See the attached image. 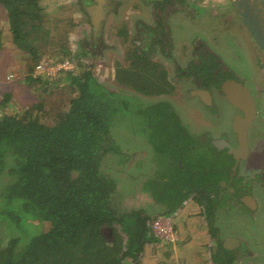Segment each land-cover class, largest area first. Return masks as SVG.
Listing matches in <instances>:
<instances>
[{
	"label": "trees",
	"instance_id": "1",
	"mask_svg": "<svg viewBox=\"0 0 264 264\" xmlns=\"http://www.w3.org/2000/svg\"><path fill=\"white\" fill-rule=\"evenodd\" d=\"M0 3L8 16L14 45L29 55L31 83L46 82L35 79L33 73L50 51L60 53V60L71 58L81 68L79 74L75 70L64 73L62 80L73 97L53 125L46 124L40 115L42 103L22 113L0 115V264H152L151 255L160 256V250L151 245L162 241L151 231L153 218L144 211L120 212L117 183L102 170L104 158L119 153L111 140L112 118L124 111V104L88 66L79 63L87 55L83 47L80 54L71 52L69 34L76 25L72 19L64 24L65 9L61 5L48 9L43 0ZM2 39L0 31V48ZM209 66L213 67L210 63L204 68ZM142 67L143 63L136 66L133 62L128 68H119L118 82L132 86L137 80L135 69ZM124 103L130 107L128 101ZM197 160L192 168L199 166L200 171L185 174L176 163L172 186L164 181L167 176L157 183L148 179L144 192L166 206L162 216H172L196 195L194 201L204 206V212L200 216L184 213L189 235L198 233L205 218L208 233L216 237L219 229L215 227L213 204L218 200L212 195L218 197V183L228 171L212 172L216 162L206 154L201 153ZM194 162L189 161L187 166L183 163V167L189 168ZM226 198L223 196V200ZM26 216L42 224L44 231L22 247L13 233ZM197 225V232H193ZM176 231L180 232L181 247L185 234L181 228ZM205 244L203 239L201 245ZM224 252L214 257L215 264L233 263L234 258Z\"/></svg>",
	"mask_w": 264,
	"mask_h": 264
},
{
	"label": "flooded vegetation",
	"instance_id": "2",
	"mask_svg": "<svg viewBox=\"0 0 264 264\" xmlns=\"http://www.w3.org/2000/svg\"><path fill=\"white\" fill-rule=\"evenodd\" d=\"M129 1L108 0L107 5H104L100 0H81L84 8L80 12V17L85 18L87 31L90 33L79 41L80 53L83 52V48L87 53L82 59L94 63H105L107 62L108 51L112 52L113 49H118V45L123 46L127 43L123 52L126 61L124 64L119 62L118 65L128 68L133 62L136 66L143 63L144 67L140 70L139 68L135 69L137 80L132 86L120 84L117 80V71L119 68L122 70L123 68H118L116 63L110 65L111 69L105 68L103 73L113 72L114 75L111 76L113 81L120 86L138 92L139 95L149 96L142 92L145 85H149L151 93L155 92L153 95L166 98L156 103H146V100L141 99L142 97H135L131 94V97L135 98L137 102L131 103L128 101L129 106L138 103L142 107L141 114L143 109L146 108L154 112L160 106L167 105L168 107V110L164 112L159 110L155 114L159 122L155 119L153 122L150 119L149 124L142 130V135H145V138H147L146 136H152L155 137L151 138L152 140L167 142L169 151L172 150V145L177 144L175 152L179 158L177 161H172L170 167L171 179L166 178L164 181L172 182L176 163L180 170L186 172L185 174L200 171L199 166L196 168H192V166L197 163L201 153L206 154L216 162V165L213 166L215 171L212 172L221 174L228 171V174H225L218 183L220 188L218 197L212 195L213 199L218 200L213 204L215 208V225L217 223L219 225L224 224L228 228L231 221L229 220L228 224L225 220L229 218L230 214H233L239 220L245 221L248 217L252 219L260 217L264 211V171L253 170L250 173L255 174L251 176H242L241 174L243 169L246 170V163L252 160L253 147L250 143V132L258 119L260 108L259 99L251 84L256 76H253L252 80L245 81L237 70L236 61L230 59L229 56L237 57L234 39L225 34L226 38L221 42V30L217 29L214 24L209 29H216L217 34L209 35L204 25L205 23H213V19L204 14L208 7L196 4L195 0H138L141 1L140 5L137 0H133V3ZM232 6L233 4L229 6L228 10ZM228 13L229 18H232L230 11ZM206 17L210 18L208 22H205ZM81 20L83 21V19ZM234 23H236L235 20L232 21V24ZM178 26H181V29H178ZM87 36L90 37L89 40ZM110 36L112 40L116 38L119 44H109L107 38ZM222 44H227V56L221 52ZM109 57H111V54H109ZM109 57L108 59H110ZM227 59L232 61V65L227 62ZM185 63L186 67H183ZM210 63L213 67L204 68L205 64ZM105 64L107 65V63ZM105 64H103L104 67ZM258 64L259 67L264 69L262 59ZM77 67L78 65H76ZM109 78H106L105 81ZM147 78L152 81L147 82ZM229 82H235L241 89L234 86L232 88L227 87ZM157 84L160 85L157 86ZM154 86L158 87L159 90H155ZM246 91L253 98L257 118L253 125L248 128V158L238 160L230 151L232 148L239 147L236 128L239 129L240 126L237 124V120L245 119L244 109L248 108L249 101L238 103L244 108L242 109L230 101L229 93L233 94L232 96L243 97ZM176 98L177 100H174ZM178 101L179 104L188 101L196 102L200 105L205 116L213 115L214 107H217V112H220L219 115L226 112L228 128L215 134L210 124L205 128L203 124L199 126L185 123L181 120L182 117L175 108L172 109L174 103ZM123 104V107L127 106L125 103ZM172 114L178 118V120L174 119L175 123H173L174 120H170ZM216 115L218 114L216 113L214 116ZM197 116H201V121L208 122L202 113ZM162 118L169 119L170 122L162 123ZM152 128L153 130L149 132ZM174 141L177 143H173ZM193 160L195 162L192 165L190 164V167H187L188 169L183 167V163L187 166L188 162L191 161L192 163ZM163 176L166 175H155L150 180L156 183L161 182L160 179ZM195 196L188 200L196 203L194 201ZM223 196L228 198L223 200ZM201 207L204 210V206ZM179 211H183V209L180 208L174 213L173 218L169 217L174 226L183 216L180 215ZM201 214L203 212L194 216H200ZM218 214H224L225 220H220ZM194 222L199 224L196 220ZM222 232H218L216 237L210 235V238L220 250H224V253L232 256L234 261L235 259L239 260L240 257L246 260L260 258L261 253L252 251L250 244L241 239L240 236L224 237L222 239ZM231 239H237L238 244L231 241ZM253 242L255 246L260 245L259 242Z\"/></svg>",
	"mask_w": 264,
	"mask_h": 264
},
{
	"label": "rangeland",
	"instance_id": "3",
	"mask_svg": "<svg viewBox=\"0 0 264 264\" xmlns=\"http://www.w3.org/2000/svg\"><path fill=\"white\" fill-rule=\"evenodd\" d=\"M129 2L133 3V0ZM137 2L139 5L141 4V1L139 2L137 0ZM194 2L198 5L208 7L204 14L212 18L213 23H205L204 26H206V31L209 35L213 36L217 34L216 29H209L214 24L217 29L221 30V42L225 40V34L230 35L234 39L237 57H229L236 61L237 70L241 77L245 81H249L250 79L252 80L254 71L257 74L255 80L251 83L260 104L258 119L250 132V143L253 147L252 160L246 163V170L243 169L241 172L242 176H251L255 174L250 173L253 170L264 171V69L259 67L258 64L260 59L264 63V53L234 7L232 6L228 10L232 4L230 0H195ZM43 5L48 9H54L55 6L60 7L61 5L63 10L65 9L64 20L66 21H64V24H67L69 21L67 19H72L74 25H76L71 34H69L70 50L75 55L80 53L79 41L90 34L85 25L87 23L84 21L85 18L80 17V12L84 8L81 0H43ZM228 11H230L232 18H229ZM209 17L205 18V22L209 21ZM234 20L236 23L232 24ZM178 29H181V26H178ZM0 31L3 34V46L0 48V115L22 113L42 103L43 113H40V115H43L46 124L53 125L59 112L62 113V111L68 109L70 98L73 97L71 88L67 82L62 80L65 74L37 75L34 72L33 77L35 79H42L46 82L35 85L28 80L31 76L28 74L31 63L29 55L21 52L14 45L8 16L1 3ZM87 39L89 40L90 37L87 36ZM113 39L111 36L107 38L109 44L112 43L111 45H115L118 43L116 38ZM125 44L123 46L118 45V49H113L112 52L108 51V56L106 53L107 62L105 63L107 65L100 62L94 63L85 59H82L79 63L83 66L88 65L98 81L112 92L117 93L123 103L125 101L131 103L137 102L135 98L131 97V94L135 97H142L141 99L146 100V103H156L161 99H166L164 96L158 97L156 95L147 97L143 95V97L142 94L139 95L138 92L120 86L117 82L113 81V77H111L114 75L113 72L107 71V73H103L105 68L111 69L112 67L110 65L113 63L117 65L119 62L125 63L126 60L124 59L123 53L125 51ZM227 51V44H222L221 52L227 56ZM109 54H111V57H109ZM42 58L58 62L63 57L58 52L53 53V51H50L44 54ZM230 59H227V62L232 65ZM103 64L106 66L104 67ZM183 67H186V63ZM80 70L81 68L78 66L75 72L79 74ZM11 74H14L15 77L9 80V75ZM108 77H110L109 80L105 81ZM154 88L155 90H159L156 86ZM143 91L152 92L149 85H145ZM174 100H177V98ZM173 108H175L177 113L182 117L181 120L185 123H192L199 126L203 124L205 128L210 124L215 134L228 128L226 112L219 115L220 112H217V107H214L215 111L213 115L210 114L211 116H205L200 105L192 101L181 104L178 101L174 103ZM159 110L164 112L168 110V107L167 105L160 106L154 112L146 108L143 109V113L141 114L142 107L137 103L134 106H130V108L126 106L124 111H118L112 118L111 140L119 149V153L108 154L102 163V170L117 183L116 203L120 212L144 211L145 215L150 216L151 219L157 217L169 218L172 216H162L167 211V208L164 205L158 204L151 195L144 192L145 182L155 175H166L168 179H171L170 167L172 161H177L179 158L175 152L177 150V144L172 145V150L169 151L167 149V142H158L151 139L155 137L146 136L147 138H145V135H142V130L149 124L150 119L153 122L154 119L159 122L155 117V114ZM215 112L218 115L214 116L216 114ZM201 113L209 123L201 121V116H197ZM174 119L178 120L172 114L170 120L173 121ZM161 122L169 123L170 121L169 119L162 118ZM173 123H175V120ZM152 130L153 128L149 132ZM173 143L177 142L174 141ZM172 182H170V185H172ZM181 209L183 211H179V213L183 216L185 215L184 213H189L194 216L204 212L201 206L196 203L191 204L190 200L186 201ZM218 215L220 220H225L224 214ZM183 216H181V219L174 226V235L176 238L174 243H168L162 240L158 244H152V247H155L154 249L157 248L160 250V256L157 254L151 255L152 264H155V259L157 258L156 264H214V257L222 254V250L218 248L213 240L210 239L208 243L206 241V244L203 246L201 245L203 239L200 233L194 236L189 235L191 232L187 230L186 225L188 224L184 221ZM228 217L225 220L228 224L229 220L231 221L228 228L224 224L219 225V223L215 226L219 229V232L223 231L221 238L240 236L241 239H244V241L250 244L252 251L261 253L260 258L256 260H246L240 257L239 260H233L232 264H264V211L260 217L256 219L248 217L246 221L239 220L233 214H230ZM201 222L202 225H207L205 218L204 220L201 219ZM177 228H181L185 234V241L181 247L179 246L180 239L178 241L177 237ZM43 231L44 227L42 224L37 222L32 216H26L20 221V229L15 231L13 235L20 238V245L23 247L28 244L31 238L42 234ZM106 234L109 235L108 232ZM253 241L259 242L260 245L255 246ZM124 264H132V262L126 261Z\"/></svg>",
	"mask_w": 264,
	"mask_h": 264
},
{
	"label": "water",
	"instance_id": "4",
	"mask_svg": "<svg viewBox=\"0 0 264 264\" xmlns=\"http://www.w3.org/2000/svg\"><path fill=\"white\" fill-rule=\"evenodd\" d=\"M108 0H100L101 3L107 5ZM237 11L239 17L242 19L247 29L253 36L254 40L257 42L259 47L264 53V0H230ZM236 87L235 82H229L227 87ZM230 101L236 104L238 107H241L238 103H242L246 100L249 101L248 108L244 109L245 119H238L237 124L240 126L239 129L236 128L238 135V148H232L230 153L233 154L238 160H245L248 158L249 154V141H248V128H250L254 121L257 118L256 110L254 107L253 98L249 96V93L246 91L242 96L236 97L232 96L233 94L229 93ZM231 241L238 244V240L231 239Z\"/></svg>",
	"mask_w": 264,
	"mask_h": 264
},
{
	"label": "built area",
	"instance_id": "5",
	"mask_svg": "<svg viewBox=\"0 0 264 264\" xmlns=\"http://www.w3.org/2000/svg\"><path fill=\"white\" fill-rule=\"evenodd\" d=\"M76 66L75 63L68 58L53 62L49 59H42L35 67V73L37 75H51L59 73L73 72ZM15 75H9V80L14 78ZM152 233L168 243H174L176 238L174 235V224L173 221L168 217H157L149 223Z\"/></svg>",
	"mask_w": 264,
	"mask_h": 264
},
{
	"label": "crops",
	"instance_id": "6",
	"mask_svg": "<svg viewBox=\"0 0 264 264\" xmlns=\"http://www.w3.org/2000/svg\"><path fill=\"white\" fill-rule=\"evenodd\" d=\"M254 76H256V71H254ZM191 204H193L192 202H191ZM186 215H188V216H193V215H190L189 213H185ZM202 223V222H201ZM200 223V226H199V228H201V229H199V231H198V233H200V236L203 238V239H205L206 241H207V243H208V241L211 239L212 240V238H210V234L208 233V230H207V228H206V226L207 225H202ZM197 228H198V225L197 226H193V232H197ZM177 237H178V241H179V239H180V232H179V234H177ZM153 245H151V247H152Z\"/></svg>",
	"mask_w": 264,
	"mask_h": 264
}]
</instances>
